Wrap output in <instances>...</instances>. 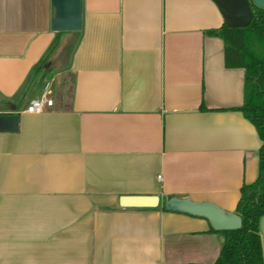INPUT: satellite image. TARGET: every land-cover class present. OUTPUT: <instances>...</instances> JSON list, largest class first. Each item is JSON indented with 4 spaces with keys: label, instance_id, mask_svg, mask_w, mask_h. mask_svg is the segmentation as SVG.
I'll use <instances>...</instances> for the list:
<instances>
[{
    "label": "crops",
    "instance_id": "obj_1",
    "mask_svg": "<svg viewBox=\"0 0 264 264\" xmlns=\"http://www.w3.org/2000/svg\"><path fill=\"white\" fill-rule=\"evenodd\" d=\"M84 2L85 32L63 70L81 33L51 29L52 0H0V264H214L224 233L163 203L235 213L259 175L262 140L237 109L244 69L225 65L223 38L208 32L222 9ZM48 82L54 105L25 111ZM125 195L161 203L123 207Z\"/></svg>",
    "mask_w": 264,
    "mask_h": 264
},
{
    "label": "trees",
    "instance_id": "obj_2",
    "mask_svg": "<svg viewBox=\"0 0 264 264\" xmlns=\"http://www.w3.org/2000/svg\"><path fill=\"white\" fill-rule=\"evenodd\" d=\"M251 5L253 18L248 26L230 27L225 20L221 27L208 31L223 38L225 65L244 69V102L237 109L255 126L262 140L258 178L240 189L236 213L242 218V226L221 231L211 227V231L224 233L220 255L214 264H264L260 231L264 216V8L252 1ZM163 209L169 210L164 203Z\"/></svg>",
    "mask_w": 264,
    "mask_h": 264
},
{
    "label": "water",
    "instance_id": "obj_3",
    "mask_svg": "<svg viewBox=\"0 0 264 264\" xmlns=\"http://www.w3.org/2000/svg\"><path fill=\"white\" fill-rule=\"evenodd\" d=\"M222 9L226 22L230 27L248 26L253 18L251 1L264 8V0H214ZM85 2L84 0H52L51 29L56 32L79 31L81 33L78 44L74 49L70 64L73 65L76 49L85 32ZM15 120L13 128H18V116L3 117ZM161 198L157 195H125L120 199L123 207H157ZM165 207L169 210L185 212L195 216L205 217L215 230L238 229L242 226L239 214L227 212L210 202H196L189 198L177 196L165 197ZM260 231L264 237V216L261 218Z\"/></svg>",
    "mask_w": 264,
    "mask_h": 264
},
{
    "label": "built area",
    "instance_id": "obj_4",
    "mask_svg": "<svg viewBox=\"0 0 264 264\" xmlns=\"http://www.w3.org/2000/svg\"><path fill=\"white\" fill-rule=\"evenodd\" d=\"M52 92L51 85L48 82L41 95L30 100L25 111L30 113H41L46 109V107L53 106L54 99L51 96Z\"/></svg>",
    "mask_w": 264,
    "mask_h": 264
},
{
    "label": "rangeland",
    "instance_id": "obj_5",
    "mask_svg": "<svg viewBox=\"0 0 264 264\" xmlns=\"http://www.w3.org/2000/svg\"><path fill=\"white\" fill-rule=\"evenodd\" d=\"M62 53H64V52H62ZM62 53L61 52H59V50L58 51H55L53 54H52V57H51V60H52V62H51V64H52V66H50V67H52V68H58V67H60L61 68V61H60V59H61V56L60 55H62ZM67 54H69V52L67 53V52H65V54H64V56H67ZM63 56V55H62ZM50 60V61H51ZM50 64V65H51ZM52 77H57V75L55 74V72H53L52 73V75H51V77H50V80H52ZM60 85V84H59ZM46 86V85H45ZM44 86V87H45ZM62 90L63 89H59L58 91L59 92H62ZM68 93H70V91H68ZM67 93V94H68Z\"/></svg>",
    "mask_w": 264,
    "mask_h": 264
}]
</instances>
